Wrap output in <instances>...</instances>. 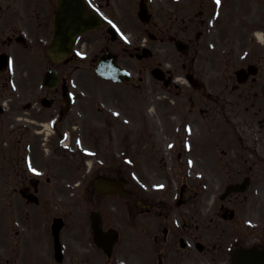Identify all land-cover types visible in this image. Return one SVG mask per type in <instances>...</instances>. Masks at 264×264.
Returning <instances> with one entry per match:
<instances>
[{"label": "flooded vegetation", "instance_id": "1", "mask_svg": "<svg viewBox=\"0 0 264 264\" xmlns=\"http://www.w3.org/2000/svg\"><path fill=\"white\" fill-rule=\"evenodd\" d=\"M86 1L87 16L103 13L84 39L91 65L111 50L140 81L157 68L169 87H72L78 56L48 53L58 0H0V120L14 143L0 164V264H264V43L245 29L225 69H202L209 83L199 51L187 56L184 75L202 87H177L173 38L191 47L195 32L199 45L207 29L158 10L128 51L139 1ZM50 70L60 86L44 85Z\"/></svg>", "mask_w": 264, "mask_h": 264}, {"label": "rangeland", "instance_id": "2", "mask_svg": "<svg viewBox=\"0 0 264 264\" xmlns=\"http://www.w3.org/2000/svg\"><path fill=\"white\" fill-rule=\"evenodd\" d=\"M215 0H209V9L207 11V17H208V34L205 38L203 37L201 43L193 44L192 49L190 51V57H195L197 54V51L199 50V63L198 67L199 69V75L198 77L201 78V80H205L207 76L203 75L202 69H206L207 73L210 72L211 69H223L224 63L221 59V54L223 50L227 47H231L232 44H234L235 38H242L245 37L247 40L246 32L242 28V26L246 27H252L255 25L261 26V28H264V0H242V7L241 10H239V17L240 21H244L242 25L238 24L237 21V15L236 11L232 5V3H228V0H223L222 4H215ZM161 5L155 1V8L158 10H162L163 8L171 9V6H174L175 8L173 11L175 12L176 16H178V19L172 18L176 21V24L184 26V23H181V20L185 18L190 13L187 12V6L189 4V0H160ZM212 4V5H211ZM234 9V12H233ZM245 9H247V12H245ZM229 13L230 18L228 19L226 17V14ZM193 14V12H192ZM197 14H193V17H196ZM244 15H248L247 18H243ZM200 17H197L193 23V28L196 30L203 29L205 25H201L199 21ZM206 19V16L205 18ZM242 19V20H241ZM137 25H139L138 22H136ZM186 23H188L186 21ZM132 27V26H131ZM130 27V28H131ZM138 29V27H137ZM260 31H263L259 29ZM137 31V30H136ZM136 31H132L129 29L128 33V39H131V33L133 34L132 39L134 41V33ZM194 40V36H193ZM247 43V41H246ZM131 44V43H129ZM205 49V50H204ZM177 53L176 48L174 47L172 49V53ZM159 53H162L159 51ZM166 55H163L165 57ZM178 53L174 56V59L177 62V65L175 66L176 69L180 70L181 64L185 61L184 59L179 60L178 59ZM184 58V57H183ZM136 63L137 61H133ZM82 65L86 68V74L87 76L82 77L79 81L78 87H134V83L138 80L139 76L138 73L133 71L135 73L134 80L132 83H126V84H113L111 82L105 81L100 79L94 72L90 71L89 68V61L85 60L82 62ZM139 68H137L138 70ZM89 72V73H88ZM144 76V82L146 87H161L156 81H154L152 78L149 80L148 75L146 73L143 74ZM3 79L0 77V87H2ZM106 89V88H105ZM131 109V108H130ZM129 109L130 113L134 110V114L136 115L137 108ZM130 115V114H129ZM0 164H5L6 167H8L10 163V150L14 147L12 136L9 134L8 130V123L5 121L3 122L0 120ZM1 218H3L4 222L6 220L5 214L1 215Z\"/></svg>", "mask_w": 264, "mask_h": 264}, {"label": "water", "instance_id": "3", "mask_svg": "<svg viewBox=\"0 0 264 264\" xmlns=\"http://www.w3.org/2000/svg\"><path fill=\"white\" fill-rule=\"evenodd\" d=\"M86 27L82 26L81 28H79L76 32V38L77 36H79L80 33L83 32V30H85ZM55 47H66L67 44L66 42H63V39H62V36H61V33H60V29L58 27V33H57V36H56V39H55V44H54ZM102 62H100V65H99V68H98V71L100 72L101 75L103 76H110L113 74V71L111 69H109L108 65L105 64L107 62V55L103 56V58L101 59ZM104 68V70H103ZM114 72L117 73V76L116 75H113L112 78L114 79H120V80H123V79H129V77L125 76L124 78L119 74V70L115 69L114 68Z\"/></svg>", "mask_w": 264, "mask_h": 264}, {"label": "snow or ice", "instance_id": "4", "mask_svg": "<svg viewBox=\"0 0 264 264\" xmlns=\"http://www.w3.org/2000/svg\"><path fill=\"white\" fill-rule=\"evenodd\" d=\"M216 3L219 5L220 4V0H216Z\"/></svg>", "mask_w": 264, "mask_h": 264}]
</instances>
